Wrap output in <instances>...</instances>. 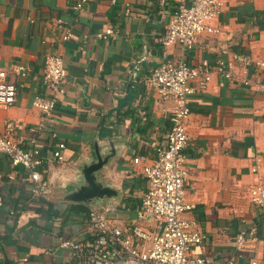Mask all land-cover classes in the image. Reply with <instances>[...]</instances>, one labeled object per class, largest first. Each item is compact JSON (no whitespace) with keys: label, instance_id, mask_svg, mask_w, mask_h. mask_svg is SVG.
Segmentation results:
<instances>
[{"label":"crops","instance_id":"crops-1","mask_svg":"<svg viewBox=\"0 0 264 264\" xmlns=\"http://www.w3.org/2000/svg\"><path fill=\"white\" fill-rule=\"evenodd\" d=\"M79 1L0 0V69L17 86L16 102L0 108V134L7 120L17 121L14 137H23L26 148L38 145L43 159L36 193L29 171L0 152V264H72L62 241L93 236L91 208L103 213L114 205L107 212L112 224L141 223L156 232V222L136 216L148 183L145 162L133 159L143 154L152 162L166 146L173 101L160 99L149 84L151 73L181 58L214 66L233 52L264 57V0H222L213 22L220 31L200 36L191 49L159 41L177 0H87L78 10ZM108 27L115 35L99 38ZM67 28L71 36L64 40ZM49 54L62 55L67 71L52 122L33 105L48 94L43 77ZM20 65L25 75L16 72ZM190 106L191 207L183 217L205 235L192 254L214 264H250L251 258L264 264V209L250 199L258 176L264 177V91L222 79L213 69ZM60 142L66 145L62 162L54 157ZM98 152L107 162L96 176L118 194L90 203L70 200ZM257 156L259 175L251 171ZM241 230L247 240L239 249Z\"/></svg>","mask_w":264,"mask_h":264},{"label":"built area","instance_id":"built-area-1","mask_svg":"<svg viewBox=\"0 0 264 264\" xmlns=\"http://www.w3.org/2000/svg\"><path fill=\"white\" fill-rule=\"evenodd\" d=\"M87 0H80L75 9H82ZM116 3L118 0H111ZM222 0H177L175 10L159 41L164 46L178 44L184 49L193 48L198 38L205 34L220 31L213 22L223 10ZM59 23L62 19L57 20ZM112 27L98 33L99 38L114 36ZM71 36L67 28L63 39ZM224 54L229 51L224 50ZM227 59L219 57L212 66L209 60L198 65L190 64L185 58L177 62H165L157 66L149 78V84L156 90L161 100H172L171 128L167 134V143L158 150L152 162L139 154L134 157L135 164H143V174L148 188L142 197L140 207L136 210L139 221L156 222V232L145 225L133 226L112 224L108 211L115 210L114 205L105 211L90 209V221L94 234L92 237L74 241L65 239L62 246L68 249L72 264H214L206 257L192 254L195 246L202 243L205 235L192 229V223L183 217L191 206L186 202L191 187L187 169L186 149L190 143L187 131V119L191 114L190 97L196 89L207 88L212 70L216 69L225 80H238L243 85L264 91V57L251 59L243 53H231ZM44 85L47 95L37 96L34 107L40 109L52 122L53 109L64 93V79L67 74L64 59L60 54H49L44 61ZM16 72L26 74V67L20 65ZM7 71L0 69V108L9 107L17 100V86L8 81ZM19 123L7 120L0 134V152L8 155L14 165H22L33 181V191L41 193L43 162L41 148L34 144L26 148L24 138L14 137ZM32 143L34 141L32 140ZM65 143H58L54 157L64 160ZM262 158L256 157L251 171L259 175ZM251 202L264 209V177L258 176L250 189ZM247 240V231L241 230L237 236V247L242 249ZM250 264H260L251 258Z\"/></svg>","mask_w":264,"mask_h":264},{"label":"water","instance_id":"water-1","mask_svg":"<svg viewBox=\"0 0 264 264\" xmlns=\"http://www.w3.org/2000/svg\"><path fill=\"white\" fill-rule=\"evenodd\" d=\"M97 161L86 164L82 170L84 183L69 195V199L76 202L90 203L95 199L113 197L118 194L117 190L104 185L96 176V172L107 162L98 152Z\"/></svg>","mask_w":264,"mask_h":264}]
</instances>
